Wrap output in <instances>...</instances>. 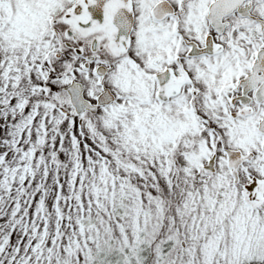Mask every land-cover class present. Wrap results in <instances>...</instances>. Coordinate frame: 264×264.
<instances>
[{
  "label": "snow or ice",
  "instance_id": "snow-or-ice-1",
  "mask_svg": "<svg viewBox=\"0 0 264 264\" xmlns=\"http://www.w3.org/2000/svg\"><path fill=\"white\" fill-rule=\"evenodd\" d=\"M0 264H264V0H0Z\"/></svg>",
  "mask_w": 264,
  "mask_h": 264
}]
</instances>
